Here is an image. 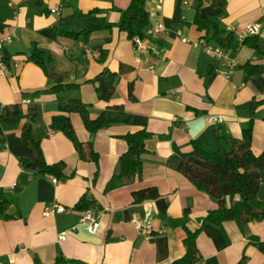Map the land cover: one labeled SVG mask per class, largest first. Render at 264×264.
Segmentation results:
<instances>
[{
    "label": "crops",
    "instance_id": "obj_1",
    "mask_svg": "<svg viewBox=\"0 0 264 264\" xmlns=\"http://www.w3.org/2000/svg\"><path fill=\"white\" fill-rule=\"evenodd\" d=\"M130 0H0V18L11 41L0 49V105L20 106L29 98L37 110L33 134L40 140L48 163L64 161L70 179L35 177L21 168L20 159L31 155L21 136V127L4 133L0 141V196L17 194L11 217L0 215V264H169L185 251L186 228L200 226L198 218L216 207V202L182 174L166 166L169 157H186L192 140L217 146L219 135L240 137L242 125L253 118L251 149L264 151V50L241 42L247 24L259 26L255 35L264 49V0H148L151 22H161L165 31L147 41L142 55L133 53V42L113 29L111 38L93 33L86 40L56 37L52 26L72 5L81 11L100 9L111 22L121 19L120 9ZM57 8L58 13H52ZM223 11V12H222ZM222 12V13H221ZM210 14L228 32L237 36L239 46L232 52L236 65L230 73L221 57L198 46V29ZM181 37L187 39L182 41ZM212 46H218L209 42ZM52 58L49 69L67 82L79 84L76 95L91 104L96 117L106 106L90 81L104 68L124 72L115 82L110 103L122 104L130 120L113 124L91 135L78 113L70 114L74 141L50 128L57 113L55 95L33 92L47 88L51 80L29 61L34 47ZM8 55L7 62L1 57ZM258 65L255 74L250 66ZM260 101V102H259ZM209 116L220 120L210 122ZM145 123L153 133L149 152L143 156L141 177L109 192L104 188L115 174L118 157L126 150L121 137ZM92 147L98 165L87 158ZM257 197L264 202V171ZM154 186L159 196L133 203L131 193ZM84 193L99 203L92 229L82 222L83 211L75 203ZM62 205L65 210L44 215L46 206ZM151 212L145 220V213ZM137 218L149 225L138 228ZM63 235V238H60ZM264 241V220L240 224L229 220L219 225L204 224L197 246L202 259L196 264H236L243 254L245 264H264V253L249 244V236Z\"/></svg>",
    "mask_w": 264,
    "mask_h": 264
},
{
    "label": "trees",
    "instance_id": "obj_2",
    "mask_svg": "<svg viewBox=\"0 0 264 264\" xmlns=\"http://www.w3.org/2000/svg\"><path fill=\"white\" fill-rule=\"evenodd\" d=\"M148 0H130L128 6L121 11L118 22L109 21L100 9H91L83 12L76 5H72L68 14L60 15L52 26V34L56 37L86 40L93 33L100 32L105 36L103 41H108L114 28L119 33L125 34L128 39L134 36L146 37L145 31L152 24L149 11L146 7ZM222 7L225 0H217ZM223 12V11H222ZM221 12V13H222ZM219 14H210L205 17V22L198 26L201 31L200 39L205 42H214L224 50L234 51L239 46L237 36L228 32L218 19ZM7 28L6 22L0 18V35ZM242 44H247L259 52L263 45L255 35H247ZM9 56L3 55L1 59L7 62ZM39 66L44 74L51 80L47 88L33 92V96L43 93L55 95L57 113L52 116L50 128L61 132L74 141V130L70 114L78 113L83 125L90 133H95L103 127L113 124H127L130 120L122 104L110 103L115 92V82L124 72L120 68L113 72L104 68L92 81L97 83L95 88L97 98L106 103L105 108L94 118L90 116L91 104L81 100L77 95L79 84L67 82L62 75L49 69L52 58L44 50L34 47L27 58ZM258 65L250 66L248 74H255ZM260 102V101H259ZM264 102V99L261 100ZM37 117L34 104L23 109L20 106L0 105V141L4 133L16 127H21V136L26 142L31 155L20 159L21 168L29 171L32 176L50 177L59 181L68 180L73 172H66L64 161L48 163L44 157L40 140L33 134V123ZM253 118L250 117L242 125L240 137L219 135V144L211 146L199 140H192L191 152L186 157H169L166 166L182 174L197 189L206 193L216 202V207L206 211L198 218L200 226L195 229L186 228L183 244V255L169 264H196L202 256L197 246V237L204 224L219 225L225 221L234 220L240 224L264 220V202L259 200L257 192L261 183L260 173L264 171V151L256 154L251 149ZM153 133L145 125L135 130L128 131L121 137L126 142V150L118 157L120 173L114 174L105 185L104 191L109 192L120 186L127 185L141 177L143 169V156L149 152L148 143L153 138ZM87 158L96 167L98 154L90 144ZM133 203H141L159 196L156 187L148 186L131 193ZM17 205V194H2L0 196V215L3 218L11 217L9 208ZM75 208L81 211H90L96 217L100 209L99 203L90 194L84 193L75 203ZM249 244L254 245L264 253V241L256 236H249ZM247 255L243 254L236 264H245Z\"/></svg>",
    "mask_w": 264,
    "mask_h": 264
},
{
    "label": "built area",
    "instance_id": "obj_3",
    "mask_svg": "<svg viewBox=\"0 0 264 264\" xmlns=\"http://www.w3.org/2000/svg\"><path fill=\"white\" fill-rule=\"evenodd\" d=\"M52 13H58L57 8H51ZM165 31V27L161 22H154L152 23L145 31L146 37L142 38L140 36H134L132 40L133 42V53L137 56L142 55L146 48H147V41H154L159 37V34L161 32ZM259 32V26L255 24H247L244 27V33L246 35H256ZM12 37L10 35H4L0 37V49H2L6 43L10 42ZM182 41H187L186 38L181 37ZM198 46L201 47L202 50L207 52L210 55L221 57L224 61V64L226 66V73H230L232 69L235 67L237 61L236 57L232 52H229L227 50L222 49L220 46H212L209 44V42L202 41L201 43H198ZM22 104H29L30 99L29 98H23L21 100ZM2 106V105H1ZM208 120L210 122H216L219 121L220 118L216 116H209ZM54 181H57L54 179ZM65 208L62 205H53V206H46L44 208L43 214L48 215L53 212H62ZM151 215V212L148 210L145 213V220H147ZM132 221L136 224L138 228L145 227L146 234L152 235L151 228L149 225H143L137 218H133ZM82 222L84 223L86 229H92L95 223V216L90 211H84L82 213ZM60 238H63V235H60Z\"/></svg>",
    "mask_w": 264,
    "mask_h": 264
},
{
    "label": "water",
    "instance_id": "obj_4",
    "mask_svg": "<svg viewBox=\"0 0 264 264\" xmlns=\"http://www.w3.org/2000/svg\"><path fill=\"white\" fill-rule=\"evenodd\" d=\"M93 137H94V133H92V135H91V140L93 139ZM114 173L116 175H118L120 173V166L119 165L116 166Z\"/></svg>",
    "mask_w": 264,
    "mask_h": 264
}]
</instances>
